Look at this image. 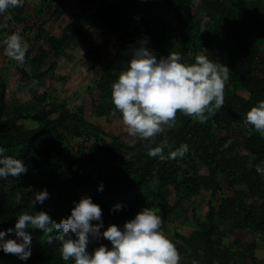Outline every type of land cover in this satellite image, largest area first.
Wrapping results in <instances>:
<instances>
[{
    "label": "trees",
    "instance_id": "16d2710c",
    "mask_svg": "<svg viewBox=\"0 0 264 264\" xmlns=\"http://www.w3.org/2000/svg\"><path fill=\"white\" fill-rule=\"evenodd\" d=\"M69 4L78 10L70 12ZM12 32L29 45L18 67V89L25 93L33 82L44 87L61 79L59 58L86 47L82 65L93 77L86 79V100L70 108L66 97H54L57 89L31 87L30 100L12 103L3 71L17 62L2 43ZM145 36L158 57L176 51L194 62L203 53L230 68L224 104L206 122L178 110L176 125L157 134L156 143L166 137L173 148L187 142L183 158L161 161L148 154L144 138L92 121L119 112L111 84ZM261 99L264 0H24L10 6L0 13V146L28 171L0 178V229L14 227L22 210L43 209L59 222L73 201L90 195L102 207L105 228L154 206L180 264H264V175L256 171L264 136L245 123L246 111ZM28 185L46 186L50 196L36 206L30 193L17 199ZM118 203L123 207L115 209ZM27 230L32 256L23 261L0 250V264H73L62 258L56 229ZM101 242L111 246L104 238L91 241L89 250Z\"/></svg>",
    "mask_w": 264,
    "mask_h": 264
},
{
    "label": "clouds",
    "instance_id": "9594fccd",
    "mask_svg": "<svg viewBox=\"0 0 264 264\" xmlns=\"http://www.w3.org/2000/svg\"><path fill=\"white\" fill-rule=\"evenodd\" d=\"M23 3L24 0H0V13ZM2 43L8 56L21 63L25 60L29 45L19 32L7 34ZM149 43L145 36L139 39V46H133L131 58L111 84V101L121 113L127 132L146 140L145 148L150 156L161 161L183 158L189 151L187 142L173 148L166 137L156 143L157 134L164 132L165 127L176 125L178 110L201 123L206 122L209 115L224 104L230 68L203 53H197L194 62L183 61L176 51L158 57L148 47ZM245 123L264 136V99L246 111ZM5 151L0 146V178L28 171L21 158ZM256 171L264 175V161L256 164ZM103 188L101 182L98 190ZM24 193L32 194L34 206L43 204L50 196L46 186L34 189L28 185L23 193H17V199ZM73 204L70 214L59 222L43 209L34 213L20 211L14 227L0 229V250L27 261L32 256V235L27 229L40 228L48 232L54 228L62 258L71 259L73 264H180L181 253L176 242L165 234L163 219L154 206L142 207L123 225L112 223L105 228L102 207L92 196L82 195ZM122 207L120 203L114 206L115 209ZM104 238L111 246L101 242L89 250L91 241ZM192 264L200 262L194 259Z\"/></svg>",
    "mask_w": 264,
    "mask_h": 264
},
{
    "label": "rangeland",
    "instance_id": "374dc122",
    "mask_svg": "<svg viewBox=\"0 0 264 264\" xmlns=\"http://www.w3.org/2000/svg\"><path fill=\"white\" fill-rule=\"evenodd\" d=\"M69 6L70 4L68 5V7ZM69 10L70 12H73L74 10H78V7L77 5L73 4L72 6H70ZM67 19L68 18H65L64 22H66ZM62 26H65V23L62 24ZM85 50L86 47L84 46L68 50L58 60V69L56 73L61 77V79L59 78L57 80L55 78H50L48 85H44V87H39V85L34 84L35 82H33L29 85L28 89H26V93L18 89V67L21 66L22 63L16 60V65H11L7 69H5V71H3V77L9 84V98L11 99L12 103L17 104L21 101L24 102L30 100V88L34 87L35 90L39 93L44 88L54 90L57 89L58 92L54 91V97L58 99L66 97L70 101V104L68 105V107L70 108L75 107L78 104H82L83 100L85 101V98H87V93L84 89L85 84L87 83L86 79L91 80V78H93L91 74L87 72V66L82 65V55ZM12 90H16V93H12ZM84 91L85 93L83 94ZM119 115L120 114L118 112L109 117H94L92 118V121L101 125L102 128L108 132H113L117 135L126 134L131 138H135L136 136L133 137L127 132L126 126L122 122V117H120ZM194 201L197 200L194 199ZM204 202V199L200 201V203Z\"/></svg>",
    "mask_w": 264,
    "mask_h": 264
}]
</instances>
